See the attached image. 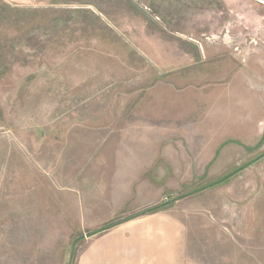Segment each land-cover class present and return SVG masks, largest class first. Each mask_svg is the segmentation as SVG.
<instances>
[{
    "label": "rangeland",
    "instance_id": "1",
    "mask_svg": "<svg viewBox=\"0 0 264 264\" xmlns=\"http://www.w3.org/2000/svg\"><path fill=\"white\" fill-rule=\"evenodd\" d=\"M237 168L157 211L204 264H264L263 2L0 0V264Z\"/></svg>",
    "mask_w": 264,
    "mask_h": 264
},
{
    "label": "crops",
    "instance_id": "2",
    "mask_svg": "<svg viewBox=\"0 0 264 264\" xmlns=\"http://www.w3.org/2000/svg\"><path fill=\"white\" fill-rule=\"evenodd\" d=\"M2 1L23 5L35 3V0ZM140 169L132 167L131 173L140 174ZM136 180L129 185L133 189ZM119 201L125 204L124 199ZM139 204L129 211L140 210ZM170 213L171 210L131 218L106 232L86 237L75 264H204L189 256L181 233V222Z\"/></svg>",
    "mask_w": 264,
    "mask_h": 264
},
{
    "label": "trees",
    "instance_id": "3",
    "mask_svg": "<svg viewBox=\"0 0 264 264\" xmlns=\"http://www.w3.org/2000/svg\"><path fill=\"white\" fill-rule=\"evenodd\" d=\"M14 10H15V9H14ZM257 145H259V144H257ZM248 148H250V147H248ZM260 156H261V155H260ZM260 156H259V157H260ZM259 157H257V158H259ZM254 160H256V159H254ZM254 160H252L251 162L245 164L244 166H246V165H248V164H251L252 162H254ZM241 168H242V167H241ZM241 168H237V169H235L233 172H231V173H229V174H227V175H225V176H222V177L218 178L216 181H213V182L208 183V184L205 185L204 187H201V188H199V189H194L192 192H188V193H185V194H183V195H181V196H179V197H177V198H174V199H172V200L170 201V203H169V202H165V203H163V204L155 205V206H152V207H150V208L144 209L143 211L140 212V214H134V215H130V216L125 217V218H119V219L112 220V221H110L109 223H107L106 225H104V226H102V227H100V228H98V229H96V230H93V231L88 232L86 235H87V236H91V235H93V234H97V233H100V232L106 231V230H108V229H110V228L116 226L117 224L122 223V222L125 221V220L131 219V218H134L135 216H138V215H141V214H149V213H154V212H157V211L163 210V209H165L167 206H168V207L171 206L176 200H178V199H180V198H182V197H185V196H187V195H189V194H192V193H194V192H197L198 190L205 189V188H207V187L214 186V185H216V184H221V183L225 182V181L227 180L228 177H230L231 175L237 173V171L240 170ZM78 237H79V236H78ZM76 238H77V237H76ZM76 238L73 239V243H75V241L77 240ZM71 255H72V254H71Z\"/></svg>",
    "mask_w": 264,
    "mask_h": 264
},
{
    "label": "water",
    "instance_id": "4",
    "mask_svg": "<svg viewBox=\"0 0 264 264\" xmlns=\"http://www.w3.org/2000/svg\"><path fill=\"white\" fill-rule=\"evenodd\" d=\"M259 1H261V2H263V3H264V0H259Z\"/></svg>",
    "mask_w": 264,
    "mask_h": 264
}]
</instances>
